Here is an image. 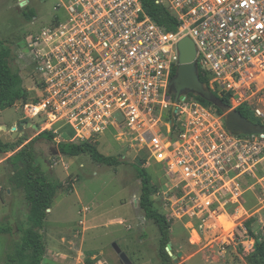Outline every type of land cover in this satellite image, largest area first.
Returning a JSON list of instances; mask_svg holds the SVG:
<instances>
[{
    "label": "built area",
    "instance_id": "built-area-1",
    "mask_svg": "<svg viewBox=\"0 0 264 264\" xmlns=\"http://www.w3.org/2000/svg\"><path fill=\"white\" fill-rule=\"evenodd\" d=\"M155 4L175 17L176 31L154 23L141 0H59L54 10L63 18L25 41L26 66L42 96L19 101L20 109L24 120H39L37 129L72 131L69 143L95 144L113 129L132 134L182 201L215 219L227 205H240L242 178L257 177L264 134L230 133L213 107L190 95L174 103L167 89L177 43L193 41L212 93L245 99L264 80V0Z\"/></svg>",
    "mask_w": 264,
    "mask_h": 264
},
{
    "label": "rangeland",
    "instance_id": "rangeland-1",
    "mask_svg": "<svg viewBox=\"0 0 264 264\" xmlns=\"http://www.w3.org/2000/svg\"><path fill=\"white\" fill-rule=\"evenodd\" d=\"M58 2L0 0V41L11 48L12 65L18 66L24 77L27 90L24 103L38 101L42 96L35 88L36 74L27 72L25 41L63 18L61 10H53ZM24 8L34 15L31 20L23 16ZM31 75L33 80H30ZM229 102L230 111L247 105L258 126L264 127V80L252 85L245 99H229ZM20 108V102L11 108L0 107V123H3L0 126H5L4 133L9 134L21 122L39 124L37 119L24 120ZM219 116L225 122V114ZM42 132L47 131L25 129L16 143H9L21 142L20 147L1 155L0 226L10 225L13 231L0 236V264L17 247L20 240L17 229L28 227L29 210L24 193L10 182L13 172L6 160L31 140L34 141L35 164L49 180L60 184L45 221L46 259L41 264H123L120 253L132 264H160L156 256L158 231L152 222L145 220L139 208L141 185L134 166L146 169L150 176L153 207L169 222V243L174 255H181L179 264H250L255 241H264V160L258 166L255 179L242 178L240 205H227L214 219L213 213L209 216L207 212L193 211L187 200L182 201L187 199L185 195L165 180L162 169L149 161L144 150L132 144V134L113 129L98 138V152L122 162L111 168L93 163L86 155L74 158L60 155L57 144L67 142V137L73 136L72 131L51 132L54 133L52 141L38 139ZM220 198L225 202L229 199ZM91 219L94 221L90 222Z\"/></svg>",
    "mask_w": 264,
    "mask_h": 264
},
{
    "label": "trees",
    "instance_id": "trees-1",
    "mask_svg": "<svg viewBox=\"0 0 264 264\" xmlns=\"http://www.w3.org/2000/svg\"><path fill=\"white\" fill-rule=\"evenodd\" d=\"M141 4L145 14L154 23L164 27L169 32L176 31L178 22L165 7L155 4V0H141ZM22 11L27 20L34 17L32 12L27 11V8L22 9ZM174 74L175 72H173L172 77ZM199 79L206 87H209L207 76L200 69ZM213 94L215 95V93ZM190 96L205 106L213 107L199 97ZM26 98L27 90L24 87L23 78L17 68L12 65L11 48L0 41V107L3 109L11 108L16 102L25 101ZM217 98L228 107L230 106L227 96ZM214 109L217 114L223 115L219 109ZM237 111L242 117L253 124L259 125L247 105L237 109ZM262 128L264 129V127ZM37 138L52 141L54 135L51 132H42ZM33 142L31 140L6 160L13 172L10 182L16 189L24 193L29 210L26 217L28 227L17 229L20 240L15 251L7 255L3 264H41L46 254L44 226L48 216L47 211L52 206L53 197L60 184L57 181L49 180L41 168L35 164L36 154ZM20 144L21 142L17 144H2L0 142V154L14 151L15 147H20ZM57 150L64 157L74 158L86 155L93 163L106 167L116 168L122 164L117 157H107L100 154L95 145L89 142L58 143ZM134 169L141 185L139 208L143 211L145 220L152 222L158 231L157 259L160 264H173L165 251L167 244L170 242L169 222L162 213L157 212L153 207L151 196L154 190L150 185L148 172L138 166H134ZM12 231L10 225L0 226V236L10 235ZM249 262L250 264H264V241H255L254 252Z\"/></svg>",
    "mask_w": 264,
    "mask_h": 264
},
{
    "label": "water",
    "instance_id": "water-1",
    "mask_svg": "<svg viewBox=\"0 0 264 264\" xmlns=\"http://www.w3.org/2000/svg\"><path fill=\"white\" fill-rule=\"evenodd\" d=\"M177 53L178 66L167 89L168 93L173 96L174 103H177L180 98L186 95L199 97L210 103L214 108L219 109L222 114H225V126L230 133L235 135L264 134V129L261 126L253 124L242 117L238 111H230L229 107L218 99L212 91L200 81L196 61L197 51L193 41L189 37H184L177 43ZM29 128L37 130L36 125L28 122H21L12 128L13 134L9 139L5 136L3 131H6V128L3 127L2 131H0V142L2 144L16 143L23 131ZM14 154L15 153L12 155ZM165 251L174 264H179L181 255H174L170 243L167 244ZM119 258L123 264H132L124 253H120Z\"/></svg>",
    "mask_w": 264,
    "mask_h": 264
},
{
    "label": "crops",
    "instance_id": "crops-1",
    "mask_svg": "<svg viewBox=\"0 0 264 264\" xmlns=\"http://www.w3.org/2000/svg\"><path fill=\"white\" fill-rule=\"evenodd\" d=\"M59 3V2H58ZM57 3V4H58ZM56 6V5H55ZM54 6V7H55ZM54 7H53V10H54ZM55 11V10H54ZM56 12H58V11H56ZM24 51H26V50H24ZM26 61H27V58H26ZM27 65V64H26ZM16 67H18V66H16ZM31 71H33V70H31L30 68H28V75H30V73H31ZM22 76V75H21ZM22 78H23V81H24V77L22 76ZM36 78V77H35ZM32 79V75H31V77H30V80ZM33 80V79H32ZM0 124H3V123H0ZM3 127H5L4 125H2V126H0V128H2L3 129ZM12 132H10L9 134L7 133H5V135H7V137L9 138V137H11L12 136ZM10 139V138H9ZM6 140H7V138H6ZM67 143H69V142H67ZM77 143V142H76ZM92 144V143H91ZM96 144L97 143H95V144H93V145H95V147H96ZM2 162V156H1V154H0V163ZM50 211H51V208L47 211V213H49L50 214ZM94 221V219H91L90 220V222H93ZM2 236V235H1ZM75 256V255H74ZM45 258V257H44ZM46 259V258H45ZM58 263V262H57ZM58 264H61V263H58Z\"/></svg>",
    "mask_w": 264,
    "mask_h": 264
}]
</instances>
